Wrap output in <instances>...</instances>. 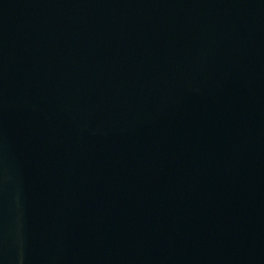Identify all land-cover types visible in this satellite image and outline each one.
Listing matches in <instances>:
<instances>
[{"label": "water", "instance_id": "1", "mask_svg": "<svg viewBox=\"0 0 264 264\" xmlns=\"http://www.w3.org/2000/svg\"><path fill=\"white\" fill-rule=\"evenodd\" d=\"M0 264H264V0H0Z\"/></svg>", "mask_w": 264, "mask_h": 264}]
</instances>
